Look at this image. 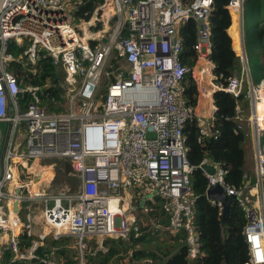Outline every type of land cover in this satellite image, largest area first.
I'll list each match as a JSON object with an SVG mask.
<instances>
[{"label":"built area","instance_id":"2783aa9c","mask_svg":"<svg viewBox=\"0 0 264 264\" xmlns=\"http://www.w3.org/2000/svg\"><path fill=\"white\" fill-rule=\"evenodd\" d=\"M245 1L228 5L242 37L235 51L240 66L221 87L211 59L214 0H103L89 18L88 12L78 16L84 0H0V264H61L53 243L67 237L77 249L74 264H88L94 237L103 250L106 238L127 239L143 231L140 210H148L140 200L149 193L145 202L156 196L168 201L169 229L186 232L189 257L196 259L200 238L185 127L201 116L213 119L218 90L250 103L251 114L237 126L253 139L254 168L244 175L242 197L226 185L221 166L209 175L201 168L210 163L206 160L200 169L207 187L220 183L241 198L246 264H264V119L255 109L264 77L259 83L252 77L243 39ZM188 21L196 31L193 66L181 60V28ZM26 38L30 64L43 51L61 68L66 85L78 83L64 109L44 106L40 88L20 86L10 70L22 62L10 43ZM188 76L197 88L195 105L183 96ZM103 80L109 84L100 94ZM240 111L238 104L237 115ZM24 234L31 238L28 246L22 244Z\"/></svg>","mask_w":264,"mask_h":264},{"label":"trees","instance_id":"16d2710c","mask_svg":"<svg viewBox=\"0 0 264 264\" xmlns=\"http://www.w3.org/2000/svg\"><path fill=\"white\" fill-rule=\"evenodd\" d=\"M102 1L84 0L85 4L78 16L88 12L87 18H89L95 7ZM248 1L251 14L258 17V29L249 38L246 50L250 60L253 57V51L258 49L255 58L258 61L257 68L252 70V75L255 77V83H259L264 74L256 78L255 72L264 70V0ZM229 2L230 0H214L210 14L211 59L215 64L216 82L221 87L228 84L229 79L240 66L239 57L236 55L229 34L232 24L228 10ZM181 34L184 38L181 60L183 64L193 66L196 61V53L193 49L196 41L195 23L193 21L185 23L181 28ZM234 44L236 47L235 37ZM10 50L17 59L22 61L14 62L10 67L20 86L39 87L42 104L49 108L66 100L65 91L61 89L63 76L59 67V79L54 80L56 68L52 57L40 51L35 64L30 65L26 62L27 64L23 66L24 61H27L24 50L20 49L14 41L10 43ZM183 96L187 103L196 104L197 88L190 76L184 81ZM213 96L217 107L214 120L211 123L206 122V125L203 121L193 119L185 127L187 157L194 167L191 190L192 196L196 199L193 212L194 226L200 238L199 256L196 259L189 257L187 234L184 230H179L177 233L171 232L168 201L156 196L144 203L148 210L146 214L148 221L143 231L138 235L132 234L127 239L106 238L103 241L104 250H97V245L90 242L92 249H88L86 253L88 264H246L248 262L249 249L243 235L247 223L245 209L238 200H234L222 223L223 209L212 204L207 198L208 180L204 171L200 169L206 160L218 167L221 166L226 185L238 191L240 197L243 196L241 191L247 183L244 177L246 137L237 126V106L244 98L243 96L234 97L223 90L216 91ZM29 99L30 96L27 93L23 94L25 104ZM243 106H248V103L245 101ZM142 209L140 216L144 217L145 214L141 213ZM71 238L67 237L53 243L59 248L54 256L58 263L74 264L76 262L77 249L70 246ZM21 239L22 244L30 245L31 238H28L26 234ZM9 256L10 254H7L4 262L8 263ZM13 264L43 263L39 260H21Z\"/></svg>","mask_w":264,"mask_h":264},{"label":"rangeland","instance_id":"374dc122","mask_svg":"<svg viewBox=\"0 0 264 264\" xmlns=\"http://www.w3.org/2000/svg\"><path fill=\"white\" fill-rule=\"evenodd\" d=\"M243 29H244V43H245V49H246L247 43L249 41V38L258 29V17L251 14V11L249 9V1L248 0H246L245 3H244V5H243ZM14 42L16 43V45L20 49L22 48L23 50H25L30 45V40L28 38L24 39L21 44L17 43L16 41H14ZM246 52H247V50H246ZM257 53H258V49H255L253 51V57L250 58V60H249L250 66H251V68H252L253 71H254L255 68H257L258 61L255 60ZM26 60L27 61H24V65L23 66H25L27 63L30 64V62L28 61V59H26ZM257 71H259V72H257ZM257 71L256 72H257L258 77H259L260 73L262 74V71L261 70H257ZM108 84H109V81L108 80H103V81L100 82V88H99V93L100 94H104V92L106 91V88H107ZM61 87H63L65 89V97H66V100L64 102H62V103H58V104L54 105L55 107L58 106V108L56 107L57 110L58 109L59 110H62V109L65 108L64 107V104L67 103V102H69V94H70V92H73V91H75L78 88V83L75 82L74 85L68 86L62 80ZM245 112L248 113L249 115L251 114L250 113V110L248 109V107L247 108L245 107ZM262 141L264 142V137L262 138ZM151 195H152V193H149V194H146V195H144V196L141 197V200H140V206L141 207H143V205L145 203V200L148 199V198H150ZM145 219L146 218L143 217L144 224L146 225V220ZM95 240H96V237H94L92 240H90V242H94ZM70 241L72 242V243H70V246H73L74 247V238L73 239L71 238ZM88 249H92V245L90 243H88ZM55 256H56V254H55Z\"/></svg>","mask_w":264,"mask_h":264},{"label":"crops","instance_id":"0c3cea01","mask_svg":"<svg viewBox=\"0 0 264 264\" xmlns=\"http://www.w3.org/2000/svg\"><path fill=\"white\" fill-rule=\"evenodd\" d=\"M237 30H238V26H237V24H235V23H233L232 22V24H231V27H230V29H229V34H230V36H231V38H232V41H233V47H234V50L236 51L237 50V48H238V46H239V43L241 42V35L237 32ZM235 36H237V38L239 39V43H238V46H236L235 47V44H234V37ZM243 39H244V35H243ZM262 71V74L260 73V75L259 76H262L263 75V72H264V70H261ZM255 76H256V78H258V74H257V72H255ZM252 77H253V75H252ZM255 77H253V79H254ZM212 100H214V96H213V98H212ZM245 101L248 103V106H246V108L248 107V109L250 110V113H251V106L249 105L250 103L247 101V100H245V99H243V101H241V103H239V106L241 107V111H240V114L239 115H237V120L239 119V118H241V119H245V118H247L248 116H249V114L248 113H246L245 112V107L243 106V104L245 103ZM214 102V101H213ZM215 104V103H214ZM206 107L205 106H203V108H202V110H204ZM215 114V113H214ZM214 116L215 115H213V119H201L202 118V116H201V118H198V120L199 121H204L205 122V124L207 125V123L206 122H208V123H211L213 120H214ZM246 121H247V119H245ZM238 122V121H237ZM244 132V131H243ZM245 133V132H244ZM245 137H246V140H245V142H244V150H245V170L246 171H252L253 170V168H254V160H255V156H254V151H253V145H252V137L251 136H246L245 135ZM205 164H209V165H213L214 167H215V169H216V171H217V167H216V165H214V164H211V163H205ZM216 173V172H215ZM142 215H143V213L145 214V215H143L145 218H147V212H145V210L144 209H142ZM146 220V219H145ZM148 220H146V222H147ZM147 224V223H146ZM96 248H97V246H96ZM97 250H101V249H97ZM104 250V249H103Z\"/></svg>","mask_w":264,"mask_h":264},{"label":"water","instance_id":"95a60500","mask_svg":"<svg viewBox=\"0 0 264 264\" xmlns=\"http://www.w3.org/2000/svg\"><path fill=\"white\" fill-rule=\"evenodd\" d=\"M55 68H56V70H55L54 80L57 81L59 79V70H58L56 65H55ZM61 89H63V88L61 87ZM201 168L206 173H208L209 175H213L216 172V169L213 165L203 164ZM206 196L210 200L218 201L221 203V206L223 209L222 210V219H221L222 223L228 214L230 204L234 200H238V201L241 200V198L236 193L228 194L226 189L220 183H216L214 185L209 186L207 188V191H206ZM15 210H18L17 203L15 204Z\"/></svg>","mask_w":264,"mask_h":264},{"label":"bare ground","instance_id":"6f19581e","mask_svg":"<svg viewBox=\"0 0 264 264\" xmlns=\"http://www.w3.org/2000/svg\"><path fill=\"white\" fill-rule=\"evenodd\" d=\"M235 39L237 41V46H238L239 39L237 38V36H235ZM260 94L261 96L260 98H258L257 105H255V109L257 113H259V116L262 119H264V89L261 90ZM263 127H264V124H263ZM250 128H252L251 125H248L247 129H250Z\"/></svg>","mask_w":264,"mask_h":264},{"label":"clouds","instance_id":"9594fccd","mask_svg":"<svg viewBox=\"0 0 264 264\" xmlns=\"http://www.w3.org/2000/svg\"><path fill=\"white\" fill-rule=\"evenodd\" d=\"M59 76H60V73H59ZM63 88V87H62Z\"/></svg>","mask_w":264,"mask_h":264}]
</instances>
